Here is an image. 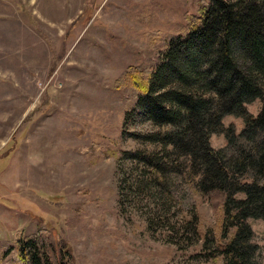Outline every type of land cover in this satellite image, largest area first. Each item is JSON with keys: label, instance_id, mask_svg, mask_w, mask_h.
Instances as JSON below:
<instances>
[{"label": "rangeland", "instance_id": "374dc122", "mask_svg": "<svg viewBox=\"0 0 264 264\" xmlns=\"http://www.w3.org/2000/svg\"><path fill=\"white\" fill-rule=\"evenodd\" d=\"M209 1L0 0V264H15L19 237L36 240L53 264H68L62 249L69 264H222L208 257L221 240L222 195L184 178L166 184L176 221H199L187 243L157 220L148 225L143 197L123 208L119 189L130 174L121 155L156 147L136 137L152 125L127 117L136 98L128 72L145 83ZM246 108L257 116L262 102ZM223 124L236 127L234 143L217 133L211 145L231 158L248 145L245 125L236 116ZM248 224L264 264V220Z\"/></svg>", "mask_w": 264, "mask_h": 264}, {"label": "trees", "instance_id": "16d2710c", "mask_svg": "<svg viewBox=\"0 0 264 264\" xmlns=\"http://www.w3.org/2000/svg\"><path fill=\"white\" fill-rule=\"evenodd\" d=\"M199 13L187 35L170 39L145 83L138 79L140 72H128L137 92L127 117L141 116L152 125L151 134L136 137L156 147L119 158L130 168L119 188L121 206L143 197L152 205L148 225L157 220L160 228L187 242L184 232L199 234V221L197 216L176 221L165 187L173 178H184L204 195L224 197L221 240L214 241L208 257L222 264H259L248 220H264V0H210ZM256 100L262 109L254 116L246 106ZM227 116L243 119L240 136L248 144L231 158L211 145L217 133L234 143L236 127L224 126ZM238 194L246 198L238 200ZM209 242L206 236L204 246ZM15 250V264H53L34 239L19 237ZM66 254L62 249L69 264L72 254Z\"/></svg>", "mask_w": 264, "mask_h": 264}]
</instances>
